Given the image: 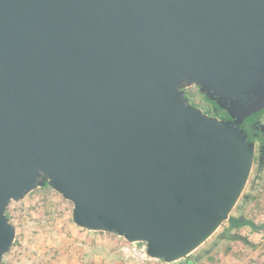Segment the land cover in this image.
I'll use <instances>...</instances> for the list:
<instances>
[{
    "label": "water",
    "instance_id": "95a60500",
    "mask_svg": "<svg viewBox=\"0 0 264 264\" xmlns=\"http://www.w3.org/2000/svg\"><path fill=\"white\" fill-rule=\"evenodd\" d=\"M193 85L238 119L264 110V0H0V264L6 208L44 186L165 263L208 240L255 145Z\"/></svg>",
    "mask_w": 264,
    "mask_h": 264
},
{
    "label": "rangeland",
    "instance_id": "374dc122",
    "mask_svg": "<svg viewBox=\"0 0 264 264\" xmlns=\"http://www.w3.org/2000/svg\"><path fill=\"white\" fill-rule=\"evenodd\" d=\"M185 97L192 104L205 100V96L194 86L187 88ZM253 171L254 166L251 173ZM250 181L249 176L247 183ZM250 193L253 195L250 202L243 205L239 200L236 204L239 209L235 208L231 214H243L244 219L251 220L259 228L256 232L249 226L238 230L240 235L246 236L256 246L250 247L241 241H232L227 252L225 246H221V251L219 250L213 262L204 260L199 264H264V168L254 191ZM72 207L70 201L49 186L34 189L19 201H11L6 210L9 222L15 228V239L2 262L125 264L123 254L128 246L127 241L113 233L88 231L76 226L72 221ZM225 225L226 223H222L188 258H193L207 249L208 244L215 240L216 235H220ZM179 261L166 264H181Z\"/></svg>",
    "mask_w": 264,
    "mask_h": 264
},
{
    "label": "trees",
    "instance_id": "16d2710c",
    "mask_svg": "<svg viewBox=\"0 0 264 264\" xmlns=\"http://www.w3.org/2000/svg\"><path fill=\"white\" fill-rule=\"evenodd\" d=\"M263 164H264L263 160L261 161L257 159L253 161L254 171L253 173H250L251 181L249 184L248 183L246 184L243 193L239 198V200L242 201L243 205L249 203L250 200L252 199L253 195L252 193H250V191H254V188L261 177L262 170L264 168ZM245 190L246 193H244ZM235 208H237L238 210L239 209L238 205H235V207L231 212H233ZM5 213L9 219L7 210L5 211ZM241 216H243V214H239L235 216L230 213L229 218L223 222L226 223V225L223 227L220 235L215 236V240L211 241L208 244L207 249L201 251V253H199L193 258H188L187 256V258L181 259L179 262H181V264H199L204 260H209L210 262H213L219 250L221 251V246L224 245L225 252H227L228 250H230L229 244L232 241H241L244 245L255 247L256 245L250 242L245 236L240 235L238 233V230H240V228L243 226H249L252 230H257L259 228L251 220H247V219L241 220L240 219Z\"/></svg>",
    "mask_w": 264,
    "mask_h": 264
},
{
    "label": "flooded vegetation",
    "instance_id": "af4514ba",
    "mask_svg": "<svg viewBox=\"0 0 264 264\" xmlns=\"http://www.w3.org/2000/svg\"><path fill=\"white\" fill-rule=\"evenodd\" d=\"M197 89L199 87L194 85ZM189 88V87H188ZM187 93V88L185 89ZM191 105L198 107L204 114L210 117H216L220 120H231L234 124L244 129L249 141L255 145V160H263L264 158V110L259 111L250 117H242L238 119L236 116L228 113L225 107L219 106L215 100L205 97V100L196 102Z\"/></svg>",
    "mask_w": 264,
    "mask_h": 264
},
{
    "label": "built area",
    "instance_id": "2783aa9c",
    "mask_svg": "<svg viewBox=\"0 0 264 264\" xmlns=\"http://www.w3.org/2000/svg\"><path fill=\"white\" fill-rule=\"evenodd\" d=\"M194 86V85H193ZM191 87V86H190ZM101 233H109L103 231H95ZM128 246L125 247L123 258L125 264H166L162 260L153 259L146 254L145 244L142 242H127ZM132 261V263H130Z\"/></svg>",
    "mask_w": 264,
    "mask_h": 264
},
{
    "label": "crops",
    "instance_id": "0c3cea01",
    "mask_svg": "<svg viewBox=\"0 0 264 264\" xmlns=\"http://www.w3.org/2000/svg\"><path fill=\"white\" fill-rule=\"evenodd\" d=\"M241 217H243V216H241ZM241 217H240V219H241ZM244 219V218H243ZM243 219H241V220H243ZM248 220V219H247ZM259 229H257V230H252V231H258ZM244 236V235H243ZM246 237V236H245ZM247 238V237H246ZM248 239V238H247ZM249 240V239H248ZM250 241V240H249ZM250 242H252V241H250ZM255 244V243H254ZM259 247H260V245H259Z\"/></svg>",
    "mask_w": 264,
    "mask_h": 264
}]
</instances>
